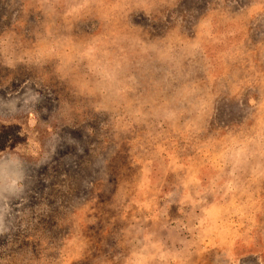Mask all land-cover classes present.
<instances>
[{
    "label": "rangeland",
    "instance_id": "rangeland-1",
    "mask_svg": "<svg viewBox=\"0 0 264 264\" xmlns=\"http://www.w3.org/2000/svg\"><path fill=\"white\" fill-rule=\"evenodd\" d=\"M0 264H264V0H0Z\"/></svg>",
    "mask_w": 264,
    "mask_h": 264
}]
</instances>
